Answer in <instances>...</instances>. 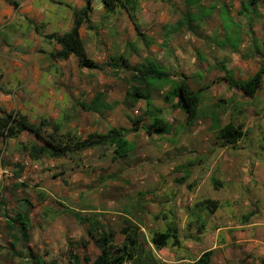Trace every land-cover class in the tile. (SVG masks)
<instances>
[{
	"label": "rangeland",
	"instance_id": "374dc122",
	"mask_svg": "<svg viewBox=\"0 0 264 264\" xmlns=\"http://www.w3.org/2000/svg\"><path fill=\"white\" fill-rule=\"evenodd\" d=\"M11 1L20 3L18 10ZM136 1L139 33L124 10L108 13L94 2L92 23L82 29L99 66L90 70L75 57L52 59L61 46L46 38L67 32L73 9L85 0H0V109L35 123L63 122L80 138L126 129L131 143L124 160L105 146L33 161L28 148L39 143L34 136L0 139V264H35V257L69 264L73 255L94 260L99 251L88 234L90 223L115 232L121 245L127 221L140 231L143 259L152 254L154 264H190L216 244L238 264H264V76L254 97L225 80L249 81L264 64V0L247 12L252 0ZM187 16L191 25L176 30ZM119 56L128 68L114 65ZM150 63L167 73L166 83L134 79ZM184 79L200 91L201 118L191 127L177 101H165L171 83ZM132 89L150 91L171 134L131 131L132 120L151 123L144 101L133 106L129 100ZM98 94L109 110L82 107ZM216 121L243 125L245 137L236 147L222 148L212 130ZM206 201L217 209L212 212ZM24 212L31 222L28 240L8 224ZM249 224L255 231L251 246L245 243L253 234ZM171 225L179 229L181 247L170 243L157 250L152 238ZM219 229L232 243L226 245L223 235L215 238Z\"/></svg>",
	"mask_w": 264,
	"mask_h": 264
},
{
	"label": "trees",
	"instance_id": "16d2710c",
	"mask_svg": "<svg viewBox=\"0 0 264 264\" xmlns=\"http://www.w3.org/2000/svg\"><path fill=\"white\" fill-rule=\"evenodd\" d=\"M95 1H98L108 13H114L119 8L124 10L129 15L136 32L139 33L140 28L136 20L139 3L136 0H85L84 7L81 9H73V24L70 30L64 34H50L46 36L48 40L54 41L61 46L59 52L50 54L52 59L68 61L74 56L78 60V66L80 68L90 70L99 69L98 64L88 56L85 43L81 37V29L85 25L90 26L92 23L91 16L94 12ZM11 4L14 10H18L20 7L19 2L11 1ZM255 4L256 0H252L244 7V12L249 11V8ZM187 17L177 23L176 30H181L185 26L191 25L192 18ZM112 60L115 62L114 65L129 67V62L124 56H119ZM263 76L264 64L257 75L249 81H235L232 76L227 77L225 80L231 87L237 88L246 96L254 97L256 90L260 87ZM134 79L149 84H164L169 77L156 63H150L147 67H139ZM171 84L172 90L169 96L165 97V101L170 102L172 98L175 99L177 106L186 115L187 127H191L201 118L200 91L195 92L191 90L186 79ZM127 96L132 101L133 106L139 101H144L147 109H149L147 110V115L151 119V123L146 126L142 125L143 120L141 119L132 120L133 127L131 131L133 133H137L143 128L148 136H165L171 134L172 127L162 118V111L160 109H154L153 107L150 91L146 92L139 89H132L128 91ZM82 107L96 113L110 109V105L104 102L103 94H98L89 106L82 105ZM212 130L216 133L222 148L236 147L245 137L244 126L232 122L222 125L219 121H216ZM126 132V129L113 128L105 134L93 133L85 138H80L71 131L65 130L63 122L52 123L48 119H42L39 123H35L31 122L25 114L7 112L0 109V139L5 141L12 140L27 133L39 140V143L32 144L28 148V155L33 161H38L42 158H72L88 150L105 146L113 148L116 159L124 160L131 151V143L126 138ZM23 171L24 167L20 166V175ZM204 204L210 207L212 212L217 209V203L214 201H206ZM127 222L129 225L121 231V234L124 236V241L121 245L115 244V232L106 231L99 222L90 223L88 234L95 240L99 254L94 260L88 257L81 258L73 255L69 264H154L155 260L152 254L146 255V257L144 256L146 260L143 259L144 250L139 240L140 231L138 228L133 229L130 222ZM8 224L15 229L17 228L21 237L28 240V233L31 229L28 212L19 213ZM152 243L157 250L167 248L170 243L172 247L180 248L182 243L179 229L175 225L169 226L164 233H156L152 238ZM214 253L215 251L213 249L206 250L198 259L192 261L190 264H212ZM34 260L35 264H46L37 257Z\"/></svg>",
	"mask_w": 264,
	"mask_h": 264
},
{
	"label": "crops",
	"instance_id": "0c3cea01",
	"mask_svg": "<svg viewBox=\"0 0 264 264\" xmlns=\"http://www.w3.org/2000/svg\"><path fill=\"white\" fill-rule=\"evenodd\" d=\"M84 7V6H83ZM81 9V8H80ZM91 21H92V19H91ZM72 24H73V21H72ZM88 26V25H87ZM89 27V26H88ZM83 29V28H82ZM82 29H81V37H82ZM70 30V29H69ZM52 34H55V33H52ZM64 34V33H63ZM82 39H83V37H82ZM83 41H84V39H83ZM84 43H85V41H84ZM85 47H86V44H85ZM86 51H87V49H86ZM87 54H88V52H87ZM88 56H89V54H88ZM72 57H74V56H72ZM90 57V56H89ZM92 59V58H91ZM93 60V59H92ZM78 61V60H77ZM129 62V61H128ZM82 69H86V68H82ZM189 86V85H188ZM211 116H213L214 117V114H211ZM246 228H248V229H250L251 230V233H253V234H251L250 236H249V234L247 235V239H245L246 241H245V243H247V245H249V246H251L252 244V240L254 239L253 238V236L255 235V231L254 232H252V230H253V227H254V224H249V225H247V226H245ZM219 235H223V236H225V238H224V242L226 243V245H228L229 243H232V239H230V237H228V236H226V234H225V232H223V231H221V229H219L218 231H217V233H215V238L217 237L218 238V236ZM203 241H205V239H203ZM223 248H224V246L223 245H220L219 247L217 246V244L215 245V247H212V248H209V249H206V250H210V249H213L214 251H215V253H214V256H213V258H212V264H217V263H220V264H238L237 263V261H235L234 260V258H230V251L229 250H227V251H224L223 250ZM205 250V251H206ZM204 252V251H203ZM202 252V253H203ZM198 259V258H197Z\"/></svg>",
	"mask_w": 264,
	"mask_h": 264
},
{
	"label": "built area",
	"instance_id": "2783aa9c",
	"mask_svg": "<svg viewBox=\"0 0 264 264\" xmlns=\"http://www.w3.org/2000/svg\"><path fill=\"white\" fill-rule=\"evenodd\" d=\"M0 175H1V170H0Z\"/></svg>",
	"mask_w": 264,
	"mask_h": 264
}]
</instances>
